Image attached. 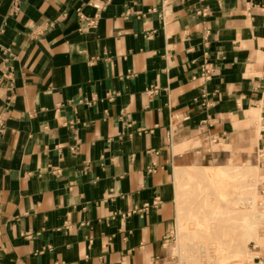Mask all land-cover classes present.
I'll use <instances>...</instances> for the list:
<instances>
[{"label":"crops","instance_id":"0c3cea01","mask_svg":"<svg viewBox=\"0 0 264 264\" xmlns=\"http://www.w3.org/2000/svg\"><path fill=\"white\" fill-rule=\"evenodd\" d=\"M263 111L264 0H0V264H168L176 168L260 173Z\"/></svg>","mask_w":264,"mask_h":264},{"label":"rangeland","instance_id":"374dc122","mask_svg":"<svg viewBox=\"0 0 264 264\" xmlns=\"http://www.w3.org/2000/svg\"><path fill=\"white\" fill-rule=\"evenodd\" d=\"M213 148L217 149L218 147L214 146ZM224 148L226 147L224 146ZM228 161L229 159L218 161L212 160L201 162L194 168L192 166L176 168L175 199L177 214L168 246V264H253V258L256 255L264 254V218L259 223L258 231L252 234V237H250L246 248L242 251V253L247 252L246 254L244 253V258L242 257L237 260L227 259L226 262L219 258V262V254L213 255L214 253H212L210 249V246L217 243L216 240L220 239L225 232H229V235L236 234V231L239 232V228L237 229V227H234L235 230L237 229L235 231L232 230L233 227L231 228V226H236L239 223V219H241L242 216H244V214H246L247 212H253L252 214H256L258 208L257 213L264 214V207L261 208L258 202L261 197L259 196L257 183L262 178L257 177V173L259 172L258 169H256V171H252L249 169L248 172H245L246 174L244 176H240L238 179L232 180L235 182L237 188H231L229 194L224 195V199L221 204L218 203L219 196L209 186L203 175V170L206 167L218 169L222 166L221 168H223L227 165ZM242 161L246 164L248 163L256 165L252 159L247 158ZM240 170L244 169L240 168ZM260 174H262L261 170ZM255 193L257 196L255 195ZM255 196L257 198V206L255 205L254 207H252L247 200L252 197L254 198ZM244 201H247L245 203V206H243ZM217 206H220V210L216 209V212H213V207L215 208ZM255 207L257 208L255 209ZM249 208H253V210ZM244 210L246 211V213ZM197 216L202 219H204L205 217H212V220L207 222L210 227H207L206 224L204 225L205 222L202 219L200 220L204 222L203 226H195L194 223L196 221L194 220V217ZM232 216L236 219L235 221L230 220L231 218H233ZM190 220L192 222H190ZM231 221H234L233 224L231 223ZM180 222L181 225H183L184 223L186 226L185 228L189 229V232H187L186 235L184 233L185 231H183L184 228H181ZM189 225L191 226V228ZM179 226L181 230L179 229ZM254 244L260 246L259 251L254 250ZM178 247L180 248L179 252L177 251Z\"/></svg>","mask_w":264,"mask_h":264},{"label":"bare ground","instance_id":"6f19581e","mask_svg":"<svg viewBox=\"0 0 264 264\" xmlns=\"http://www.w3.org/2000/svg\"><path fill=\"white\" fill-rule=\"evenodd\" d=\"M252 112L255 113V114H258V112H256V110H254V109L252 110ZM260 132H258L259 136H260ZM221 167L220 168L216 167L218 169H213V168L206 167L203 170V175H204L206 181L208 182L209 186L219 196V200H218L219 204H221V202L223 201L224 195H228L229 194L231 188H234V189L237 188L235 182L232 181V180L238 179L240 176H244L246 174L245 172H248L249 169L252 170V171H254V170L256 171V169L259 170L258 166H252V165H249V164H246V163L244 165H236V164L231 163L230 165H226L223 168H221ZM240 168H242L244 170H240ZM257 177H259V178L261 177L259 172L257 173ZM257 194H258V192H257ZM255 195H256V193H255ZM256 196L254 198L252 197L253 199L250 198V199L247 200V201H249V203L251 204L252 207H254L255 205L257 206V198H256ZM246 202L244 201V205L243 206H245ZM219 208H220V206H217L215 208L213 207V212H216V209L218 210ZM256 208L257 207H255V209ZM249 209H251V208H249ZM251 210H253V208ZM257 212H258V208H257ZM257 212H256V214H252L253 212L252 213L251 212H249V213L247 212L246 213V211H245L246 214H244V216H242V218L239 219V223L237 224L239 226H237V225L236 226H234V225L231 226V228L233 227L232 230H235L234 227L235 228L237 227V229L239 228V232L236 231L237 230L236 229L235 230L236 234H232L234 236L229 235V232H225V233L223 232L224 234L222 235V237L220 239L216 240L217 243H215L214 245L210 246V249H211L212 253H214L213 255L219 254L218 260L220 258L221 260H224L226 262L227 259H230V260L231 259H235V260H237V259H240L242 257L244 258L245 254L247 252L246 253L245 252L242 253V251L246 248L247 243L250 240V237H252V234H254L256 231H258L259 223L264 218V214L263 213H257ZM240 213H241V211H240ZM200 219H202V218H199L198 216L194 217V220L196 221L194 223L195 226L196 225H198V226L201 225L200 227H202L203 223L205 222L204 225L206 224L207 227H210V225L207 222L212 220V217L211 218L205 217L204 219H202L204 222L202 220H200ZM230 220H234L235 221L236 219L233 217ZM234 221H231V223L233 224ZM190 222H192V221L190 220ZM180 225H181V222H180ZM194 225H193V227H194ZM185 227L186 226L183 223V225H181V228H184L183 231H185L184 233L186 235L187 232H189V229L185 228ZM190 228H191V226H190ZM179 229H180V226H179ZM233 233H234V231H233ZM228 235L232 236V237H229ZM179 250H180V248L178 247L177 251L179 252ZM242 260H244V259H242ZM219 262H220V260H219Z\"/></svg>","mask_w":264,"mask_h":264},{"label":"built area","instance_id":"2783aa9c","mask_svg":"<svg viewBox=\"0 0 264 264\" xmlns=\"http://www.w3.org/2000/svg\"><path fill=\"white\" fill-rule=\"evenodd\" d=\"M91 6L94 9H96L98 12L97 15L94 17V19H92L91 21V24L95 25L96 20L99 16V13L104 9V5L100 1H96V2L91 3ZM262 133L264 134V111H263V116H262ZM258 152L260 153L261 160L263 161V165H264V159H263L264 158V146H262L261 149H258ZM261 172H262L261 174L262 178L257 183V189L259 192V196L261 197V199L258 202H259L260 207L263 208L264 207V203H263L264 201V166ZM253 248L254 250H257V251L260 250V246L256 244L253 245ZM253 264H264V254L256 255L253 258Z\"/></svg>","mask_w":264,"mask_h":264}]
</instances>
